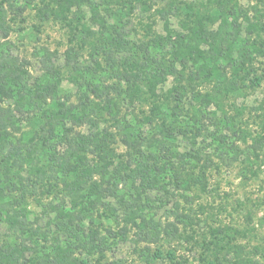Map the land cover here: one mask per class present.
I'll return each mask as SVG.
<instances>
[{"label":"trees","instance_id":"1","mask_svg":"<svg viewBox=\"0 0 264 264\" xmlns=\"http://www.w3.org/2000/svg\"><path fill=\"white\" fill-rule=\"evenodd\" d=\"M36 1L0 0V227L4 228L3 233L0 231V264H88L86 258H79L84 251L103 258L110 245L107 238L115 236L103 226V220L115 217L118 211L110 199L119 204L123 220L136 228L137 241L151 244L162 236L179 238V218L183 215L178 212V203H174L173 211H166L175 220L162 224L152 213L149 215L151 193L169 184L180 190L191 160L205 169L214 161L194 146L186 154L171 149L174 133L171 126H165L166 112L155 134L147 135L144 130L152 123L150 117L135 123L120 121L115 109L125 93L122 85L132 92L144 85L153 92L171 77L176 85L169 93L177 108L188 88L193 92V84L200 81L211 84L209 92L196 93V100L203 105L200 112L210 106L218 110L222 96L239 91L253 72L257 56L264 54V44L257 40L264 24L258 20L256 7L253 18L247 12L225 7L212 16L194 18L185 25L184 33L171 38V59L162 62L154 59L147 44L126 41L101 14L107 9H101L96 0H40L36 10L41 21L52 18L67 22L71 14L79 26V49L99 33L104 38L102 47H98L105 67L97 60L93 67L81 65L80 54L72 45L63 53L64 67L71 72L70 82L81 93L74 103L69 96L59 94L61 75L54 66L55 52L43 46L33 51L41 69L35 78L29 70L30 62L10 48L12 24L23 20L25 11ZM82 8L89 10L87 23L98 31L81 23ZM162 18L167 29V21ZM161 39L153 40L154 45ZM114 49L128 54L121 65L113 64ZM93 50L98 55L99 49ZM262 78L264 75L254 77L252 85L259 86ZM217 114L215 109L213 117H208L211 133L209 127L202 128L214 144L213 151H218L220 162L232 166L240 154L234 138L241 129L235 128L228 114ZM105 118L113 122L115 132L101 129ZM200 130H196L197 136ZM117 133L125 148L123 163L115 162ZM263 140L264 135L254 140V147L260 149ZM52 183L60 186L58 192H50ZM42 194L57 200L51 204L46 230L38 227L36 218L31 219L27 211L28 200L39 205L38 196ZM217 245L215 242V249ZM153 256L151 261L161 255L156 251ZM238 263L244 264L242 260ZM109 264L128 263L116 260Z\"/></svg>","mask_w":264,"mask_h":264},{"label":"rangeland","instance_id":"2","mask_svg":"<svg viewBox=\"0 0 264 264\" xmlns=\"http://www.w3.org/2000/svg\"><path fill=\"white\" fill-rule=\"evenodd\" d=\"M39 1L25 11L23 20H16L12 24L8 39L10 48L13 54L30 62L29 70L35 78L40 76L41 69L33 51L43 46L55 52L54 66L61 75L59 94L69 96L70 102L76 103L81 93L70 82L71 72L64 67L63 53L72 45L80 54L81 65L93 67V61L97 60L105 67L102 50L98 47H102L104 38L99 33L86 47L79 49V26L74 23L71 14L68 15L67 22L52 18L41 21L36 10L41 6ZM96 1L101 9H107V12L102 10L101 14L108 23L116 26L126 41L133 45L147 44L149 51L155 55L154 59L162 62L171 59L174 46L171 38L178 33H184L185 25L194 18L212 16L220 7L247 12L249 18H253V8L256 7L259 12L258 20L264 24V0ZM79 14L83 17L81 23L87 24L93 31H98L94 25L87 23V8H82ZM162 17L167 21V29ZM256 35L254 33L253 37ZM158 37L162 38V42L155 46L153 40ZM257 40L264 44V30L259 32ZM2 42L0 39V43ZM95 47L99 49L98 55L93 50ZM115 51L113 64L118 66L127 60L128 54ZM261 75H264V54L257 56L253 72L243 81L239 91L222 96L218 110L210 106L204 112H200L203 105L196 100V93L203 95L209 92L211 84H201L200 81L194 83L193 92L188 88V93L177 108L169 93L176 85L171 77L158 85L153 92L141 85L140 90L134 93L122 85L125 93L115 109L120 121L135 123L139 119L150 117L152 123L145 125L144 130L147 135L155 134L162 126L161 116L166 112L168 118L165 126H171L174 133L171 149L186 154L194 146V149H201L202 155L210 156L214 164L205 169L191 160L192 166L187 162L188 170L184 174L185 181L180 190L169 184L167 188L151 193L153 202L150 205L153 207L149 215L152 213L162 224L175 220L167 212L173 211L174 203H178V212L183 215L179 218L182 221L178 224L179 238L169 240L162 236L158 242L151 244L137 241L136 228L123 220L119 204L110 199L118 211L115 217L103 220V226L115 233L114 237L107 238L109 249L103 253V258L95 252L87 254L85 251L79 258H86L88 264H109L116 260L128 264H237L239 260L244 264H264V140L260 149L253 145L254 140L264 135V78L259 86H253L251 82L254 77ZM182 85L187 86L186 82ZM215 109L218 117H221L222 112L228 114L234 119L235 128L241 129L238 138H234L240 154L232 166L220 162L217 158L218 151H213L211 138L206 137L213 130L208 117H213L212 112ZM112 123L105 118L100 127L115 132ZM203 126L209 127L208 133L203 130ZM198 128L201 132L197 136ZM27 129L25 126V130ZM116 135L117 142L113 145L117 155L115 162L123 163L126 158L125 148L120 143L121 135ZM156 151L159 152L157 149ZM52 184L54 187L50 192H58L60 186L57 183ZM38 199L39 205L31 198L28 200L27 211L31 219L36 218L38 227L46 230L50 224L47 217L52 216L51 204H56L57 200L46 194L38 196ZM0 231L3 233L4 228L0 227ZM215 242L218 243L216 249ZM147 246L149 250H146ZM156 251L161 256L151 261Z\"/></svg>","mask_w":264,"mask_h":264}]
</instances>
